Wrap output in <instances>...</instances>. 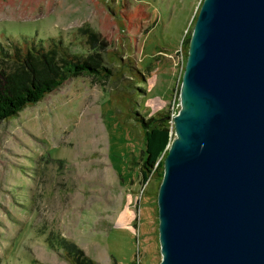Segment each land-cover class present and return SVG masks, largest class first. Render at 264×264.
Returning <instances> with one entry per match:
<instances>
[{
	"label": "rangeland",
	"instance_id": "1",
	"mask_svg": "<svg viewBox=\"0 0 264 264\" xmlns=\"http://www.w3.org/2000/svg\"><path fill=\"white\" fill-rule=\"evenodd\" d=\"M202 2L122 0L127 14L138 4L146 11L127 26L117 0H0V47L59 37L119 76L69 77L0 120V264H76L69 255L83 264H160L158 182L142 180V133L117 94L139 88L137 111H169L175 137L180 47ZM126 58L138 82L119 74Z\"/></svg>",
	"mask_w": 264,
	"mask_h": 264
},
{
	"label": "water",
	"instance_id": "2",
	"mask_svg": "<svg viewBox=\"0 0 264 264\" xmlns=\"http://www.w3.org/2000/svg\"><path fill=\"white\" fill-rule=\"evenodd\" d=\"M182 92L157 192L160 264H264V0H203Z\"/></svg>",
	"mask_w": 264,
	"mask_h": 264
},
{
	"label": "trees",
	"instance_id": "3",
	"mask_svg": "<svg viewBox=\"0 0 264 264\" xmlns=\"http://www.w3.org/2000/svg\"><path fill=\"white\" fill-rule=\"evenodd\" d=\"M113 1L115 0H107V3ZM121 1L117 0L116 7L117 13L121 15L118 18L119 24L128 26L140 16H142L141 20L145 19L143 16H146V11L141 9V4L134 6L127 14L125 10L118 9ZM198 11L199 9L194 15L188 34H184L185 42L180 47L183 71L188 56L189 39ZM114 53L115 51L110 52V54ZM96 57L94 55L83 57L77 52H71L59 37H51L45 42L41 40L34 42L33 39L24 37L22 40H10L7 44L4 43L0 47V120L14 117L25 106L39 101L46 93L60 86L69 77L95 73L99 78L111 75L119 78L112 68L103 65ZM111 59L114 60V58ZM118 69L119 74L127 72L131 75L132 81L138 82L141 79L138 71L132 66L131 59H120ZM135 89L137 90L131 94L126 92L117 95L121 102L127 103L131 112L130 118L142 133L144 146L142 180L155 179L158 182V192L164 174L167 146L172 139L170 112L158 110L151 116L144 117L136 109V98L139 95L137 91L140 89ZM68 259L73 263L83 264L80 258H71L69 255Z\"/></svg>",
	"mask_w": 264,
	"mask_h": 264
},
{
	"label": "bare ground",
	"instance_id": "4",
	"mask_svg": "<svg viewBox=\"0 0 264 264\" xmlns=\"http://www.w3.org/2000/svg\"><path fill=\"white\" fill-rule=\"evenodd\" d=\"M185 100H186V99H185L184 92H182L181 102H180V106H181L180 109H181V108H186V104L184 103ZM180 109H179V110H180ZM178 112H179V111H178ZM173 124H174V121H173ZM173 134H174V132H173ZM176 136H177V135H176Z\"/></svg>",
	"mask_w": 264,
	"mask_h": 264
},
{
	"label": "built area",
	"instance_id": "5",
	"mask_svg": "<svg viewBox=\"0 0 264 264\" xmlns=\"http://www.w3.org/2000/svg\"><path fill=\"white\" fill-rule=\"evenodd\" d=\"M169 144H170V142H169ZM169 144H168V145H169ZM167 147H168V146H167Z\"/></svg>",
	"mask_w": 264,
	"mask_h": 264
}]
</instances>
